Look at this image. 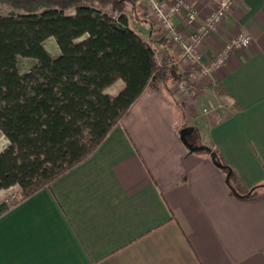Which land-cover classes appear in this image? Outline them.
Wrapping results in <instances>:
<instances>
[{"label":"crops","instance_id":"obj_1","mask_svg":"<svg viewBox=\"0 0 264 264\" xmlns=\"http://www.w3.org/2000/svg\"><path fill=\"white\" fill-rule=\"evenodd\" d=\"M187 1L201 15L212 7ZM144 20L151 30L142 37L161 39L147 13ZM173 22L194 30L182 14ZM240 31L251 44L187 95L175 91L184 66L175 51L152 42L174 56L176 79L145 88L85 160L0 215V264H264V187L234 194L226 172L179 135L192 126L194 144L216 151L245 189L264 184V0H237L203 58ZM117 81L105 91L115 94Z\"/></svg>","mask_w":264,"mask_h":264},{"label":"trees","instance_id":"obj_2","mask_svg":"<svg viewBox=\"0 0 264 264\" xmlns=\"http://www.w3.org/2000/svg\"><path fill=\"white\" fill-rule=\"evenodd\" d=\"M0 3L9 7L0 12V190L16 185L21 200L85 160L145 88L176 79L174 56L152 45L164 39H145L130 27L126 0ZM48 38L56 55L44 46ZM18 57L35 62L20 72ZM117 80L121 88L106 92ZM230 183L246 197L264 187L245 189L233 171ZM7 202L0 200V215Z\"/></svg>","mask_w":264,"mask_h":264},{"label":"built area","instance_id":"obj_3","mask_svg":"<svg viewBox=\"0 0 264 264\" xmlns=\"http://www.w3.org/2000/svg\"><path fill=\"white\" fill-rule=\"evenodd\" d=\"M212 7L204 15L187 0H173L165 6L161 0H134V5L145 9L153 20L160 37L175 51L177 61L184 65L175 83L176 93L187 95L191 84L201 81L204 77L214 76L225 65L230 52L248 47L252 37L245 31H240L226 40L221 49L211 58H203V47L207 39L220 32L227 12L237 0H205ZM182 14L184 22L193 26V32L184 34L181 28L173 22L176 15ZM208 107L214 106L208 100ZM9 206L13 203L7 202Z\"/></svg>","mask_w":264,"mask_h":264},{"label":"rangeland","instance_id":"obj_4","mask_svg":"<svg viewBox=\"0 0 264 264\" xmlns=\"http://www.w3.org/2000/svg\"><path fill=\"white\" fill-rule=\"evenodd\" d=\"M134 2V0H131ZM126 2H128V15H129V25L130 27L137 32L138 34H140L141 36H145L148 35L151 27H150V23L146 20H140L139 18H135L132 15V10H131V5H130V0H126ZM9 9V7L3 5L0 3V12H6ZM141 11H145V9H142ZM146 14V11H145ZM44 46L47 49V51H49L52 55H56L57 54V48L54 42L53 38H48L45 42H44ZM35 62L34 59L32 58H27V57H18L17 58V68L20 72H24L27 69H29V67ZM120 82H115L112 86H110L109 90L110 91H115L118 86H119ZM5 145V137L2 135V133L0 132V150L4 147ZM18 190V186H12L10 188L7 189H1L0 190V200L7 198L8 202L14 203L17 199L16 197V193Z\"/></svg>","mask_w":264,"mask_h":264},{"label":"water","instance_id":"obj_5","mask_svg":"<svg viewBox=\"0 0 264 264\" xmlns=\"http://www.w3.org/2000/svg\"><path fill=\"white\" fill-rule=\"evenodd\" d=\"M193 131H194V128L192 126H184L180 129V131H179L180 140L182 141L184 146L190 152H206V153H208L212 163L216 167H218V168H220L226 172V177H225L226 184L228 185V187L231 189V191L234 194H237L235 189L232 187V185L230 183V177L232 175V168L230 166L224 165L220 161H218L217 156H216V152L211 150L210 147H208L204 144H194V143L190 142L189 137Z\"/></svg>","mask_w":264,"mask_h":264},{"label":"flooded vegetation","instance_id":"obj_6","mask_svg":"<svg viewBox=\"0 0 264 264\" xmlns=\"http://www.w3.org/2000/svg\"><path fill=\"white\" fill-rule=\"evenodd\" d=\"M189 141L192 142V143H195V141H194V137H193L192 134H191L190 137H189Z\"/></svg>","mask_w":264,"mask_h":264}]
</instances>
